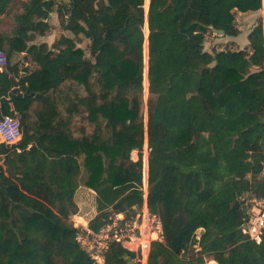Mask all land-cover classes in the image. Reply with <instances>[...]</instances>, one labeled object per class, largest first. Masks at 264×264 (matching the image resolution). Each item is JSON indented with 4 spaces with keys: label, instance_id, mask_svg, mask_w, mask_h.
<instances>
[{
    "label": "trees",
    "instance_id": "1",
    "mask_svg": "<svg viewBox=\"0 0 264 264\" xmlns=\"http://www.w3.org/2000/svg\"><path fill=\"white\" fill-rule=\"evenodd\" d=\"M144 3L0 0V15L18 8L12 32L0 33V117L16 114L22 131L18 143L0 144V178L21 204L10 223L0 189V264H92L70 220L75 191L98 192L91 229L117 213L129 219L144 202L145 142L146 203L162 226L147 264H264V234L257 243L240 230L243 199L264 196L261 20L248 34L250 51L204 49L206 34L236 35L235 12L256 11L262 0H149L146 18ZM54 9L67 35L53 49L30 43L32 32L49 30ZM83 38L88 56L77 45ZM20 52L38 67L20 74ZM190 73L194 118L181 127ZM17 92L26 95L11 108L6 97ZM221 114L228 125L218 123ZM202 133L213 158L196 163ZM104 264L140 263L113 242Z\"/></svg>",
    "mask_w": 264,
    "mask_h": 264
},
{
    "label": "built area",
    "instance_id": "2",
    "mask_svg": "<svg viewBox=\"0 0 264 264\" xmlns=\"http://www.w3.org/2000/svg\"><path fill=\"white\" fill-rule=\"evenodd\" d=\"M7 56L0 48V71L4 70ZM22 131L19 117L2 115L0 117V144H14L21 140ZM148 149V146H146ZM144 202L140 209L129 219L122 213H117L98 230H93L76 221H71L79 228L77 242L85 250L92 264H104L105 253L108 246L115 242L126 253L131 254L133 260L140 264H147V257L152 240H161V222L151 213L146 203L147 185L144 182ZM245 219L240 226L241 233L250 240L260 242L264 234V196L243 199ZM198 237V236H197ZM205 264H219L215 259L205 257Z\"/></svg>",
    "mask_w": 264,
    "mask_h": 264
},
{
    "label": "crops",
    "instance_id": "3",
    "mask_svg": "<svg viewBox=\"0 0 264 264\" xmlns=\"http://www.w3.org/2000/svg\"><path fill=\"white\" fill-rule=\"evenodd\" d=\"M56 4L58 3H64L67 2L68 0H55ZM149 1V0H148ZM146 2V0H145ZM146 6V5H145ZM7 13H2L0 15V33L3 34H9L12 32L14 22L12 21L13 25L11 29L6 30L4 26H2V18L6 16ZM235 19H236V24L239 32L236 35H227L218 32L217 30H211L208 34L205 36L204 40V49L207 50L208 52L212 53V51H218L222 50L225 48H230L234 50H239V49H247L250 51V45H249V39H248V34L251 32L253 27L257 24V20L260 19L262 23V32H263V37H264V0H262L261 7L256 10V11H247V12H241V11H236L235 12ZM49 22V30L44 32V33H39V32H32V38L30 40V43H44L48 48H52V44L55 42L56 38L58 37L59 34L63 33L67 35V32L61 27L58 19V15L56 10L54 9L48 18ZM212 33L213 35H216L215 38L211 37V40H209V34ZM78 46L83 47L80 43H77ZM85 50V49H84ZM87 55V54H86ZM17 59L19 60V73H28L31 70L35 69L38 67V64L33 61V59L30 57L29 54L25 52H20L16 54ZM1 72V71H0ZM17 79V78H15ZM197 84V75L195 73H190L188 76V83H187V89H188V101L186 105L182 109V117L181 120L178 121V125L181 127L186 126L189 122L192 121L194 118L192 112V106L190 105L191 102L189 101V97L194 95V87ZM14 87H17L14 85ZM193 90V92L191 91ZM9 96L6 97L8 99ZM9 104L12 108V102L11 100L9 101ZM197 115L200 113L199 106L197 104ZM217 121L219 124L226 126L229 124L228 118L225 114H221L217 117ZM147 146V143L145 142L144 146ZM145 146V147H146ZM136 157L132 158L135 159L137 158V152ZM198 158V161L201 163H205L208 161H211L213 158V152L211 149V145L208 142L207 139V134L202 133L199 137V151L198 155L196 156ZM79 188L75 191L74 194V201L77 202V195L76 193H81V192H86L88 195L93 197L94 203H96V197L98 195L97 190L88 188L86 186L79 185ZM79 191V192H78ZM96 196V197H95ZM78 205V204H77ZM95 212V208L93 209ZM88 214V213H87ZM87 214H80L79 212H76L71 215L70 220L71 221H76L77 223H80L84 226H88L89 220L95 215H91L90 217L86 216ZM89 227V226H88Z\"/></svg>",
    "mask_w": 264,
    "mask_h": 264
},
{
    "label": "rangeland",
    "instance_id": "4",
    "mask_svg": "<svg viewBox=\"0 0 264 264\" xmlns=\"http://www.w3.org/2000/svg\"><path fill=\"white\" fill-rule=\"evenodd\" d=\"M62 1V0H61ZM146 5V6H145ZM147 6H148V0H146V2L144 3V7H145V18H146V14H147ZM17 5H12L9 10H8V13L6 16H4L2 18V26H4V28L6 30H9L11 29L13 23L12 21L14 22V16H15V13L17 12ZM145 25H146V21H145ZM144 25V34H145V39H146V36H147V33H148V30L147 28L145 27ZM147 26V25H146ZM216 35H213L212 33L209 34V40H211V37H212V40H213V37L215 38ZM145 42V41H144ZM86 43H88L87 39L83 38V41L80 43L83 48L85 49V54H87V56L89 55V52H88V49L85 48L86 46ZM147 44V41L145 42L144 44V56H145V67L147 68V47L145 46ZM145 70V69H144ZM1 76V75H0ZM1 78V77H0ZM143 84H144V92H145V95L147 93V86H148V83H147V77H144V81H143ZM146 146V145H145ZM144 146L143 148V169L145 170L144 173L147 174V155H148V149ZM133 157H136V153L135 151L132 153ZM2 161V156H0V162ZM195 162L198 163V158L195 159ZM145 174V175H146ZM82 185V184H80ZM84 186V185H82ZM79 187H77L78 189ZM76 189V190H77ZM79 192V191H78ZM76 199H77V204H76V207H77V212H79L80 214H87L86 216L90 217L91 215H93L95 212H94V208L96 206V203H94V199L93 197H91L90 195H88L86 192H81V193H76ZM96 197V196H95ZM76 203V202H75ZM71 218V217H70Z\"/></svg>",
    "mask_w": 264,
    "mask_h": 264
},
{
    "label": "water",
    "instance_id": "5",
    "mask_svg": "<svg viewBox=\"0 0 264 264\" xmlns=\"http://www.w3.org/2000/svg\"><path fill=\"white\" fill-rule=\"evenodd\" d=\"M218 32L220 33H223L222 30H217ZM26 94L25 93H20V92H17L16 94H11L9 96V98L7 99L8 101H10L13 97H20V96H25ZM262 144V149H263V152H264V140H262L261 142ZM0 189L6 199V202L9 204V213H10V223H12L13 221V218H14V214H13V209L15 206H18V205H21L20 203L18 202H15L13 201L9 194H8V191H7V186L2 182L1 178H0ZM203 229H200V232H202Z\"/></svg>",
    "mask_w": 264,
    "mask_h": 264
},
{
    "label": "bare ground",
    "instance_id": "6",
    "mask_svg": "<svg viewBox=\"0 0 264 264\" xmlns=\"http://www.w3.org/2000/svg\"><path fill=\"white\" fill-rule=\"evenodd\" d=\"M145 77H146V75H145ZM144 172H145V170H144ZM146 173H144V182H145V184L147 185V174L145 175Z\"/></svg>",
    "mask_w": 264,
    "mask_h": 264
}]
</instances>
